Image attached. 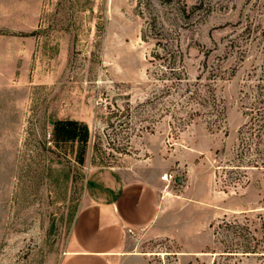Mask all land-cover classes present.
Instances as JSON below:
<instances>
[{
  "label": "rangeland",
  "instance_id": "rangeland-1",
  "mask_svg": "<svg viewBox=\"0 0 264 264\" xmlns=\"http://www.w3.org/2000/svg\"><path fill=\"white\" fill-rule=\"evenodd\" d=\"M138 162L179 228L150 264H264L214 252L264 213V0H0V264H61L90 172Z\"/></svg>",
  "mask_w": 264,
  "mask_h": 264
},
{
  "label": "crops",
  "instance_id": "crops-1",
  "mask_svg": "<svg viewBox=\"0 0 264 264\" xmlns=\"http://www.w3.org/2000/svg\"><path fill=\"white\" fill-rule=\"evenodd\" d=\"M145 166L138 162L90 172L61 264H150L141 242L179 235L177 225L169 230L160 179L148 175Z\"/></svg>",
  "mask_w": 264,
  "mask_h": 264
},
{
  "label": "trees",
  "instance_id": "trees-1",
  "mask_svg": "<svg viewBox=\"0 0 264 264\" xmlns=\"http://www.w3.org/2000/svg\"><path fill=\"white\" fill-rule=\"evenodd\" d=\"M156 56L159 57L157 54ZM168 73L164 71L163 76L167 77ZM209 108L215 107L212 104ZM211 114H221L217 108H213ZM216 110V111H215ZM263 118V117H262ZM255 219H251L248 215L240 218H224L216 228V241L219 244L218 250L220 255L224 254H261L264 256V213H259ZM257 223V225H253ZM255 226V227H252Z\"/></svg>",
  "mask_w": 264,
  "mask_h": 264
}]
</instances>
